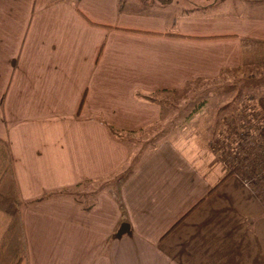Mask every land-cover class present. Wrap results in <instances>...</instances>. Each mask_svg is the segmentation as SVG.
Instances as JSON below:
<instances>
[{
	"label": "crops",
	"instance_id": "1",
	"mask_svg": "<svg viewBox=\"0 0 264 264\" xmlns=\"http://www.w3.org/2000/svg\"><path fill=\"white\" fill-rule=\"evenodd\" d=\"M250 48L264 0H0V264H264L263 205L233 175L209 193L224 171L205 134L143 149L88 210L39 199L118 175L132 140L108 126L151 130L163 105L145 95L241 69Z\"/></svg>",
	"mask_w": 264,
	"mask_h": 264
},
{
	"label": "rangeland",
	"instance_id": "2",
	"mask_svg": "<svg viewBox=\"0 0 264 264\" xmlns=\"http://www.w3.org/2000/svg\"><path fill=\"white\" fill-rule=\"evenodd\" d=\"M260 94H264V49L250 48L245 51V65L241 69L226 71L216 78L193 80L178 91L161 90L151 95L162 101L160 104L163 105V111L159 121L151 127V130L141 133L120 131V136H124L125 141L132 140L130 141L131 159L139 156V153L150 145L168 138L184 145L188 144L189 148L192 145L201 144L198 139L200 135L204 134L211 141L215 138L224 143V138L228 133L227 123L230 121L238 123L243 116L240 114L243 109L254 110L249 113L258 112L255 100L250 97ZM238 96L241 100H238ZM198 124L203 126L202 132L201 129L197 130ZM213 128L217 131L212 134V131L215 130ZM137 137L140 139L143 137V140L138 143ZM219 149L222 153V147ZM210 150L213 152L211 148ZM191 155L194 156V152ZM214 157L215 162L218 161L222 171L225 172L216 153ZM199 159L201 162V158ZM200 162L199 164H201ZM118 175L103 181L99 180L75 191L83 193V190H87L88 193L98 192L103 187L111 188ZM261 204L264 208V204L262 202Z\"/></svg>",
	"mask_w": 264,
	"mask_h": 264
},
{
	"label": "built area",
	"instance_id": "3",
	"mask_svg": "<svg viewBox=\"0 0 264 264\" xmlns=\"http://www.w3.org/2000/svg\"><path fill=\"white\" fill-rule=\"evenodd\" d=\"M250 111L254 110L243 109L238 123H227L231 127L230 137L224 143L217 139L214 145L225 171L231 172L264 204V135L261 133L264 124L258 112Z\"/></svg>",
	"mask_w": 264,
	"mask_h": 264
},
{
	"label": "trees",
	"instance_id": "4",
	"mask_svg": "<svg viewBox=\"0 0 264 264\" xmlns=\"http://www.w3.org/2000/svg\"><path fill=\"white\" fill-rule=\"evenodd\" d=\"M138 1L142 5H153L155 3L161 4V5H167V4L172 3L174 0H138ZM125 2H126V0H118L119 9L123 7ZM144 98H146V99H148L150 101L156 102V103H161L162 102L161 100H159V99H157L155 97H152V96H144ZM250 98L255 100V102H256V104H255L256 106L255 107H256L258 113L261 116V121L264 124V94H260L258 96L252 95ZM238 100H241V98L239 96H238ZM108 128H109V131H110L111 135L114 138H116L118 140H121V141H125L124 136L123 137L120 136V133H121L120 131L115 130L112 126H108ZM230 129L231 128H229V126L227 125L228 133H227V137H225V138H229L230 137V133H231ZM261 133L264 135V126L261 129ZM216 140L217 139H215V138H214V140L212 139L210 145H211L212 151L214 153L218 154V148H216V146L214 145ZM217 141H219V140H217ZM137 160H138V155L135 156L133 159L129 160V162L126 163L125 167L122 169L120 174L118 176H116V178L114 179L115 180L114 182L115 183L117 182L118 184H120L131 173V171L133 170L134 165H135ZM230 176H232L231 172L225 171L224 175L220 179L219 183L216 184L210 190L209 193H212L218 187V185H221ZM80 185L81 184H77V186L72 187V188H66V189L59 190L57 192H52V193L46 194L45 196H43V197H41L39 199L41 200V199H48V198H51V197L73 196V197H75V199H77L78 201H81L83 203V205H84L83 208L85 210H88L93 205V201H91V202L89 201V198H90L91 195H93V192H88V193L76 192L75 190L78 189V187H82Z\"/></svg>",
	"mask_w": 264,
	"mask_h": 264
},
{
	"label": "water",
	"instance_id": "5",
	"mask_svg": "<svg viewBox=\"0 0 264 264\" xmlns=\"http://www.w3.org/2000/svg\"><path fill=\"white\" fill-rule=\"evenodd\" d=\"M127 228V224H125V223H123L122 225H121V228H120V232H123V231H125V229Z\"/></svg>",
	"mask_w": 264,
	"mask_h": 264
}]
</instances>
